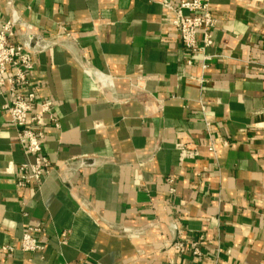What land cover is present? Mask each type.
Instances as JSON below:
<instances>
[{
	"label": "crops",
	"instance_id": "0c3cea01",
	"mask_svg": "<svg viewBox=\"0 0 264 264\" xmlns=\"http://www.w3.org/2000/svg\"><path fill=\"white\" fill-rule=\"evenodd\" d=\"M14 1L36 31L65 45L39 54L31 73L60 122L46 126L52 169L40 185L17 186L33 157L0 88V264L178 263L184 257L165 247L172 222L180 239L204 235L201 264H264V0H210L217 25L205 84L203 54L188 51L173 24L190 0H167L173 10L165 0ZM85 61L113 85L101 87ZM178 143L200 155L180 163ZM82 155L100 162L73 173L59 166ZM36 224L46 248L25 252L20 241Z\"/></svg>",
	"mask_w": 264,
	"mask_h": 264
},
{
	"label": "built area",
	"instance_id": "2783aa9c",
	"mask_svg": "<svg viewBox=\"0 0 264 264\" xmlns=\"http://www.w3.org/2000/svg\"><path fill=\"white\" fill-rule=\"evenodd\" d=\"M11 14L10 17L0 25V88L7 97L3 109L10 115V122L17 134V142L28 156L33 160L23 163L19 167V188L28 187L34 183L40 185L44 178L49 175L52 166L48 157L43 153V145L47 136V123L59 129L60 122L54 112V101L52 99L41 100L37 96L31 73L37 67V56L55 47L64 44V39L53 37L43 32L36 31L30 21H27L15 7L14 0L7 1ZM164 6L172 9L170 3L165 0ZM173 10V9H172ZM186 11L187 14L183 12ZM176 17L173 21L180 39L185 48L190 52H201L203 60L201 69L203 75L198 77L200 84H205L207 79L204 75L211 67L213 54L208 49L214 45L213 31L217 25L210 0H190L182 2L175 10ZM23 30L19 35L16 29ZM198 33L202 34L201 40ZM65 38H70L71 33L67 30ZM191 63V61H190ZM86 74L97 79L101 87L112 86L113 79L102 72L94 71L89 67L87 61L81 64ZM264 67V65H263ZM177 149L180 153V163L187 159H193L200 155L197 145L178 143ZM214 151V146H209ZM100 158L96 155H82L60 163L70 172H76L91 166H96ZM174 192V189L171 190ZM123 232L130 236L142 235L145 227L132 229L123 227ZM172 239L166 241L165 247H171L178 251L184 258L178 263L172 264H201L205 258L204 235L193 238L180 239L179 226L177 222L170 224ZM43 228L40 224L28 226L21 241L20 248L25 252L44 251L46 243L41 239ZM14 246L2 247V251L11 252ZM191 256V260L185 256Z\"/></svg>",
	"mask_w": 264,
	"mask_h": 264
}]
</instances>
